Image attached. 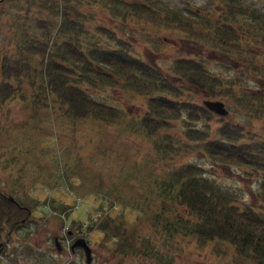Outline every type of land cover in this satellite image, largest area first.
<instances>
[{
    "label": "rangeland",
    "instance_id": "obj_1",
    "mask_svg": "<svg viewBox=\"0 0 264 264\" xmlns=\"http://www.w3.org/2000/svg\"><path fill=\"white\" fill-rule=\"evenodd\" d=\"M48 1L50 5L45 6L33 0L0 2V86L12 63L19 62L22 68L25 63L32 69L38 66L40 56L27 53L30 47L23 46L22 41L41 39L37 25L48 28L50 34L58 28L60 20L55 8L61 3ZM162 1L170 9H198L209 19L199 23V19L189 17L188 10L182 14L184 19L176 14L155 18L141 11L127 16L119 8L115 10L119 15L110 16L118 20L127 16L125 25L120 24L125 33L119 35L131 43L130 51L135 57L158 70V82L165 86L158 85L152 91L165 96V100L159 98L155 103L149 98L151 94L142 95L122 85L105 86L95 92L86 81H78V87L92 98L109 100L112 106L121 108L122 116L120 121L95 115L70 118L64 112L66 105L38 84H31L27 77L8 80L10 93L0 98V243L13 222L3 217L11 213L9 202H4L7 196L20 206L13 219L23 218L25 222L8 234L0 264H84L80 250L69 254L70 241L63 238L67 230L77 231L86 239L92 252L90 264H253L246 257H237L227 244L200 243L180 234L169 239L161 237L132 201L149 204L153 197L144 192L149 179L153 181L173 165L185 162L200 166L203 175L235 190L242 201L252 200L251 193L256 188L253 178L245 177L235 163L210 161L221 157L201 150L207 147L208 140L230 136L228 127L234 130L232 137L238 126L245 136L264 141V108L257 107L264 106V0H233L234 7L230 9L219 6V0ZM70 2L68 6L77 10L70 20L75 24L80 21L78 33L80 29L93 31L92 23L97 21L113 28V22L103 19L97 8H92V15L85 2ZM238 10L244 14L238 15ZM108 12L102 14L109 16ZM250 16L258 19L245 20ZM232 17L235 22H227ZM75 27L68 28L73 35L77 33ZM215 28L228 37L227 44L237 49L214 48L218 43L212 39L219 36ZM94 32L97 36L98 31ZM62 33L59 31L57 36L70 39ZM197 35L200 38L195 39ZM78 38L82 42L83 34ZM22 47L24 53L20 51ZM181 58L197 61V70L189 68L187 62L182 64L187 65L186 72L194 79L196 71L211 78L213 88L206 82L195 85L175 76L172 62ZM78 59L75 55V61ZM48 60L54 62L57 57ZM173 75L175 80L171 79ZM164 77L171 80L172 87ZM71 97L73 94L69 96L73 101ZM203 100L221 101L227 114L220 117L204 112ZM154 108L167 121L149 134L148 121L152 120ZM185 132L192 138L183 136ZM159 137H168L175 144L185 143V148L177 146L174 156L157 155L152 146ZM55 235L63 245L61 254L53 246ZM145 237H149L146 247L142 245ZM127 243L134 248H125Z\"/></svg>",
    "mask_w": 264,
    "mask_h": 264
},
{
    "label": "trees",
    "instance_id": "obj_2",
    "mask_svg": "<svg viewBox=\"0 0 264 264\" xmlns=\"http://www.w3.org/2000/svg\"><path fill=\"white\" fill-rule=\"evenodd\" d=\"M33 1L41 6L50 5L48 0ZM79 1L85 2L91 10L97 8L103 19L107 18L113 22V28H107L97 21L92 23L93 31L90 28L80 29L81 33H78L76 28L80 27V21L77 20V24H75L74 21L72 23L70 20L76 15V8L68 6L71 3L70 0H59L61 5H57L55 8L54 4V8L60 21L58 28L55 27L52 31L53 34H50L49 29L41 24L40 26L37 25L41 32V39L22 41L23 46L26 44L25 46L30 47L27 49V53L40 56L38 66L32 69L25 63V67L22 68L19 62L8 66L5 73L7 74L6 78L4 77L3 80L4 84L0 86V98H5L10 93L7 87L11 85L9 79L17 77V80H23L24 77H27L31 84H38L39 88L45 90L46 93L53 94L61 104L66 105L64 112L70 118H74L76 115H95L117 121H120V114L122 116L121 108L112 106L109 100L104 102L92 98L84 89L78 87L77 82L86 81L93 89L92 91L95 92L105 86L114 88L122 85L125 88L128 87L136 92H141L142 95L151 94L149 98H153L155 103L159 102V98L165 100V96L159 93L155 95L152 91H156L158 85L161 88L165 86L164 82H158L160 73L153 65L140 60L139 57L137 58L131 53V43L119 35L125 33L120 30L122 28L120 24L125 25L127 16L135 15L136 11L148 13L149 16H155V18L176 14L181 19L183 18L182 14L188 8L170 9L164 6L162 0ZM219 3V6L230 9L234 7L232 4L235 2L233 0H219ZM117 8L122 9V13L127 15L120 16L123 21L110 16L111 13L114 16L119 15L115 11ZM106 10L110 12H108L109 16L102 14V11ZM187 13L190 18L199 19V23H202L201 20L209 19L207 14H202L203 12L198 9L188 10ZM91 14L93 15V10ZM237 14L242 15L244 13H240L238 10ZM256 19H258L256 16L245 17V20L250 22H254ZM22 20L24 21V19ZM226 20L231 22L234 21V18ZM189 22L191 23V21ZM261 23L264 26V21ZM73 25H76L75 30L78 34H83L82 42L77 33L73 35L69 31L68 28ZM215 30L219 36L212 39L218 43L214 48L237 49L233 45L227 44L229 39L226 35L216 28ZM59 31L70 39H63L61 34L57 36ZM94 31H98L97 36ZM197 38L200 37L197 35L195 39ZM74 41L75 43H73ZM262 41L264 43V38ZM20 51L25 52L23 47L20 48ZM75 55H78V61H75ZM235 55L240 56L241 53ZM53 57H57V60L49 62L48 59ZM176 61L172 62V70L176 69L173 72L176 73L175 76L178 75L195 85L206 82V85L209 84L211 88L213 82L208 76L202 77L203 75H199L196 71V79H194V76H190V72H186L189 70L188 67H195L197 70L200 66L197 61L185 58L176 59ZM184 62H187L188 67L182 64ZM46 64H48L47 67ZM177 71L180 74H177ZM174 78L173 75L171 79L175 80ZM164 79L168 83L171 82L167 77ZM169 85L171 86V83ZM68 92H72L73 101L69 98L72 94H68ZM153 93L154 95H152ZM193 107L197 108L198 106L194 105ZM257 107L264 108V106L259 105ZM198 108L203 109L202 107ZM204 112L207 113V110L205 109ZM150 118L152 120L148 121L151 123L149 134L154 133L159 125H163L167 121V117L162 116L156 108L153 109V115L151 114ZM143 123H147V121L143 120ZM228 129L232 132L230 136L220 138L221 140L206 141L207 147L204 146L201 151H205L209 156L221 157L220 159L212 158L210 161L214 163H221V165L235 163L242 168L241 171L245 177H248L249 180L253 178L256 181V188L251 193L252 198L250 200H252L250 202L242 201L235 190L220 186L214 180L203 175L200 166L185 162L173 165L172 169L155 176L153 181L149 179L152 186L149 182L147 189L144 190L153 197L150 198L149 204L143 205L136 199H133L132 204L137 210L140 207L142 215L148 218L150 226L155 232H159L161 237L169 239L180 234L187 235L200 243L215 241L217 245L227 244L233 248L237 257H246L253 264H264V141L245 136L241 130L239 131L238 126L235 136L232 137L234 130L230 127ZM183 136L192 138L189 132H185ZM156 140L152 146L153 150L157 155L161 154L163 157L174 156L178 149L177 146L181 150L185 148V143L177 141L178 144H175L168 137H159ZM217 152H221V155L218 156ZM224 158L226 159L224 160ZM140 181L144 182L143 180ZM6 201L9 202V212L11 213L3 216L4 220H13L12 226L21 225L20 219H13L17 216L15 211L19 210V204L7 199L4 202ZM116 228L117 226L114 227V229ZM147 238L149 237H145L142 242L144 247L148 245ZM125 248L131 250L134 246L127 243Z\"/></svg>",
    "mask_w": 264,
    "mask_h": 264
},
{
    "label": "water",
    "instance_id": "obj_3",
    "mask_svg": "<svg viewBox=\"0 0 264 264\" xmlns=\"http://www.w3.org/2000/svg\"><path fill=\"white\" fill-rule=\"evenodd\" d=\"M202 104L211 112L218 114L220 116H223L227 113L226 109L223 108V103L217 100H204L202 101ZM9 200L12 201V198L9 197ZM55 246L57 250H59V246L57 242L55 243ZM72 247H80L83 251L84 255V263L89 264L91 261V248L88 247L86 242L83 238H77L74 240V242L71 245Z\"/></svg>",
    "mask_w": 264,
    "mask_h": 264
},
{
    "label": "flooded vegetation",
    "instance_id": "obj_4",
    "mask_svg": "<svg viewBox=\"0 0 264 264\" xmlns=\"http://www.w3.org/2000/svg\"><path fill=\"white\" fill-rule=\"evenodd\" d=\"M2 0H0V2H1ZM21 222H24V220L23 221H21ZM20 223V222H19ZM22 224V223H21ZM14 226V225H13ZM11 227H12V224L10 225V227H9V229H8V234L11 232ZM8 234H7V236H6V238H5V240H4V242L2 243H0V255H2L3 253H4V251L3 250H1L2 249V246H4L5 244H7V242H8ZM84 238L83 236H81L79 233H77V231H72V230H67L66 231V236L65 237H63L64 239L66 238L67 239V242L68 241H70V242H68V250H69V254H73L74 252H75V250L77 249V250H80L81 252H82V249L81 248H79V247H75V246H71L72 245V243L74 242V240L75 239H77V238ZM85 239V238H84ZM85 241H86V239H85ZM57 242V244H58V246H59V250L58 251H56V252H58L59 254H61L62 252H63V245H61L62 243H61V239H59L58 238V236L57 235H55L54 237H53V243H56ZM87 242V241H86Z\"/></svg>",
    "mask_w": 264,
    "mask_h": 264
}]
</instances>
